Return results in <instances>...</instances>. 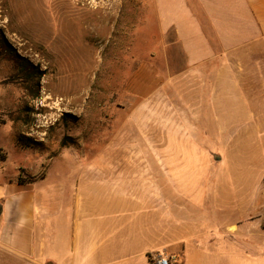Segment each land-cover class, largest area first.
<instances>
[{"label": "rangeland", "instance_id": "rangeland-1", "mask_svg": "<svg viewBox=\"0 0 264 264\" xmlns=\"http://www.w3.org/2000/svg\"><path fill=\"white\" fill-rule=\"evenodd\" d=\"M0 32V184L20 174L50 205L56 179L141 159L138 172L176 179L158 192L175 227L250 223L254 259L236 264H264V134H225L227 150L204 131L212 68L189 71L177 49L167 68L149 0H0Z\"/></svg>", "mask_w": 264, "mask_h": 264}, {"label": "crops", "instance_id": "crops-1", "mask_svg": "<svg viewBox=\"0 0 264 264\" xmlns=\"http://www.w3.org/2000/svg\"><path fill=\"white\" fill-rule=\"evenodd\" d=\"M149 5L157 28L150 45L159 37L167 68L173 49L191 72L212 68L207 111L214 120L209 116L204 131L264 134V0H149ZM229 137H221L227 150ZM99 162L117 168L83 169L85 174L56 179L50 205L30 184L15 179L0 184V264H148L147 255L161 250H174L180 264H236L239 256L253 261L252 224L240 228L182 217L175 227L172 201L158 199L163 183L166 195L174 191L175 178L138 172L141 159ZM258 199L251 191L250 212Z\"/></svg>", "mask_w": 264, "mask_h": 264}, {"label": "built area", "instance_id": "built-area-1", "mask_svg": "<svg viewBox=\"0 0 264 264\" xmlns=\"http://www.w3.org/2000/svg\"><path fill=\"white\" fill-rule=\"evenodd\" d=\"M147 258L148 264H180L178 255L165 250L150 252Z\"/></svg>", "mask_w": 264, "mask_h": 264}, {"label": "trees", "instance_id": "trees-1", "mask_svg": "<svg viewBox=\"0 0 264 264\" xmlns=\"http://www.w3.org/2000/svg\"><path fill=\"white\" fill-rule=\"evenodd\" d=\"M0 43H1L2 47H7L8 46L6 40H5V38H4V36H3V34L1 32H0ZM14 56H15V59L20 60L21 62L23 61V60L20 59V57L17 54H14ZM24 67L26 68L25 70L27 72L26 76L29 77L30 76V72H33V69H32L33 67L29 63H27V65L24 66ZM2 123H3V120L0 121V124H2ZM21 181L22 180H21L20 174H19V176L17 178V182L19 184H24ZM0 210H1V205H0Z\"/></svg>", "mask_w": 264, "mask_h": 264}, {"label": "clouds", "instance_id": "clouds-1", "mask_svg": "<svg viewBox=\"0 0 264 264\" xmlns=\"http://www.w3.org/2000/svg\"><path fill=\"white\" fill-rule=\"evenodd\" d=\"M65 151H67V149Z\"/></svg>", "mask_w": 264, "mask_h": 264}]
</instances>
